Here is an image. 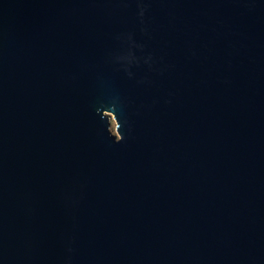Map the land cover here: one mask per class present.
Here are the masks:
<instances>
[{
	"label": "water",
	"instance_id": "95a60500",
	"mask_svg": "<svg viewBox=\"0 0 264 264\" xmlns=\"http://www.w3.org/2000/svg\"><path fill=\"white\" fill-rule=\"evenodd\" d=\"M0 264H264V0H0Z\"/></svg>",
	"mask_w": 264,
	"mask_h": 264
},
{
	"label": "rangeland",
	"instance_id": "374dc122",
	"mask_svg": "<svg viewBox=\"0 0 264 264\" xmlns=\"http://www.w3.org/2000/svg\"><path fill=\"white\" fill-rule=\"evenodd\" d=\"M116 126H117V122H116V120H115L114 118H111V126H110V130H111V132H112L114 135H117V136L119 137L118 132H117V129H116Z\"/></svg>",
	"mask_w": 264,
	"mask_h": 264
}]
</instances>
